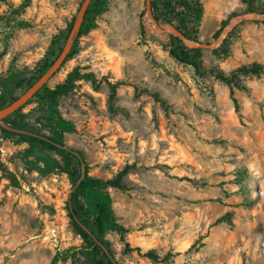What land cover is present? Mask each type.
Returning <instances> with one entry per match:
<instances>
[{
    "label": "rangeland",
    "instance_id": "obj_1",
    "mask_svg": "<svg viewBox=\"0 0 264 264\" xmlns=\"http://www.w3.org/2000/svg\"><path fill=\"white\" fill-rule=\"evenodd\" d=\"M82 1L30 0L19 10L21 0H0V92L11 93L19 72L36 66ZM200 1L196 44L219 40L224 29L217 39L214 34L223 20L257 14L245 13L241 0ZM255 2L264 13V0ZM145 5L112 0L96 28L78 39V53L47 83L54 88L74 68L95 78L77 81L58 99L59 113L75 128L64 135L63 149L79 151L87 174L102 180L134 166L125 189H108L131 247L154 249L160 258L170 253V264H264V72L239 77L235 108L227 85L195 76L169 55L167 35L153 29ZM236 26L227 54L213 53L223 41L199 48L204 68L229 73L264 64V20ZM26 146L0 136V160L19 179L13 188L0 178V264H49L56 252L82 245L67 213L70 181L29 169L18 154ZM105 240L116 264H161L124 253L115 232Z\"/></svg>",
    "mask_w": 264,
    "mask_h": 264
},
{
    "label": "trees",
    "instance_id": "obj_2",
    "mask_svg": "<svg viewBox=\"0 0 264 264\" xmlns=\"http://www.w3.org/2000/svg\"><path fill=\"white\" fill-rule=\"evenodd\" d=\"M241 1L246 5L245 13L264 14L257 9L255 0ZM111 2L112 0H92L85 13L79 34L65 62L73 59L78 53V39L96 28V19L107 11ZM29 4L30 0H21L18 8L19 10L25 9ZM151 9L157 22L171 24L188 40L199 43L197 39L198 27L203 13V6L200 0H151ZM73 20L74 17L67 21L65 26L60 28L52 36L45 54L33 69H24V74L19 72L21 77L14 84L13 93H9L5 87L1 89L0 109L15 101L49 68L61 51ZM227 24V20L221 22V28L214 34V39L220 36L221 31ZM236 29L237 26L228 33L221 46L214 49L213 53L217 55L227 54L230 39ZM140 35L141 39H143L145 31L142 26L140 28ZM166 47L169 55L177 63L190 67L195 76L204 77L208 74L214 80L227 85L230 89V95L235 108L237 107V101L233 96L234 89H242L239 83V77L260 75L264 72V64L256 62L241 65L229 73H225L217 65L204 68L202 65V49H189L183 45L179 38L172 35H167ZM80 80L95 83V78L91 73H81L78 68H74L66 75L62 83L57 84L54 88H49L46 84L24 106L2 121L7 127L29 134L13 132L0 127V136L2 138L13 143H26V148L19 151L18 154L21 161L29 169L41 171L42 173L65 174L72 187H75L67 203V213L73 229L82 240V245L72 247L66 251L56 252L51 257L49 264L63 263L68 260L72 264H112L98 244L100 243L110 252L109 244L105 240V235L109 231L115 232L118 235L123 245L124 253L136 251L139 255L155 263L170 264V253L160 258L154 249L142 252L140 248L131 247L126 237L128 230L118 224L113 217L108 189H125L124 178L134 166H125L113 178L108 180L89 176L85 168V175L79 181L82 162L78 156H81V153L79 151L72 152L73 150L68 151L63 149L66 147L64 135L66 133H73L75 128L70 121L65 120L59 113L58 99L71 92L76 86V82ZM152 96L157 102L165 105L158 94L154 93ZM114 97L115 87L112 86L109 96L110 104H112ZM31 104H34V106L28 111H24L25 107ZM51 153L57 154L60 159L56 160L51 157ZM74 153L78 154V156ZM29 157H33V159L29 160ZM0 178L8 180L9 185L13 188L19 187V179L13 172L8 170L7 166L1 160ZM78 181L79 183L77 184ZM228 216L229 214L225 215L224 218L227 221H229L227 219ZM220 222L221 220L218 219L214 224H219ZM94 238L96 241H94ZM81 260L86 262L82 263Z\"/></svg>",
    "mask_w": 264,
    "mask_h": 264
},
{
    "label": "water",
    "instance_id": "obj_3",
    "mask_svg": "<svg viewBox=\"0 0 264 264\" xmlns=\"http://www.w3.org/2000/svg\"><path fill=\"white\" fill-rule=\"evenodd\" d=\"M146 1V14L147 17L149 18L153 29L162 35H172L175 36L177 38H179L180 40H182L184 42V44L186 45V47L188 48H205V47H210L212 49L216 48V46L220 43H222V41L224 40V38L227 36V34L233 29V27L235 25H237L238 23L245 21V20H264V15H259V14H250V15H242V16H238L233 18L229 24L224 28V30L222 31V37L221 39L217 42H212L210 45H206V44H196L194 42H191L190 40H188L181 32H179L174 26L172 25H160L154 18L153 14H152V9H151V0H145ZM92 0H83L75 17L74 20L72 22L70 31L64 41V44L61 48V51L59 52V54L57 55V57L55 58V60L52 62V64L49 66V68L40 76V78L32 85L30 86L26 91H24V93H22L15 101L11 102L10 104H8L7 106H5L4 108L0 109V127L9 130V131H13V132H19V133H24V134H29L23 131H19L16 129H12L10 127L5 126L2 121L11 116L12 114H14L18 109H20L22 106H24L29 100H31L35 94L41 89L43 88V86H45L50 79L62 68L64 62L67 59L68 54L70 53L75 40L79 34L80 28L82 26L83 20H84V16L85 13L88 9V7L90 6ZM41 139H44L40 136H37ZM76 155V154H75ZM85 175V170L84 167L82 166L81 169V175L79 178V181L84 177ZM79 181L77 182V184L79 183ZM75 189V187H73L71 193L73 192V190ZM83 229L85 231H87L84 227ZM89 233V231H87ZM90 234V233H89ZM93 238V237H92ZM94 241H96V239L94 238ZM99 246L102 248V250L104 251V253L108 256V258L110 259L112 264H116L113 260V258L111 257V255L109 254V252L100 244L98 243Z\"/></svg>",
    "mask_w": 264,
    "mask_h": 264
},
{
    "label": "bare ground",
    "instance_id": "obj_4",
    "mask_svg": "<svg viewBox=\"0 0 264 264\" xmlns=\"http://www.w3.org/2000/svg\"><path fill=\"white\" fill-rule=\"evenodd\" d=\"M221 37H222V35H221ZM221 37H220V39H221ZM220 39H219V40H220ZM219 40H218V41H219ZM218 41H217V42H218Z\"/></svg>",
    "mask_w": 264,
    "mask_h": 264
}]
</instances>
